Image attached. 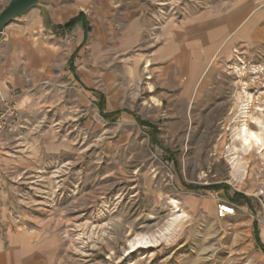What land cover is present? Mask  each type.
Masks as SVG:
<instances>
[{"label": "rangeland", "instance_id": "374dc122", "mask_svg": "<svg viewBox=\"0 0 264 264\" xmlns=\"http://www.w3.org/2000/svg\"><path fill=\"white\" fill-rule=\"evenodd\" d=\"M177 5L151 9L164 19ZM83 49L74 69L17 91L19 125L0 139V258L264 264V145L246 152L235 138L246 124L264 142V36L215 57L183 112L151 106L146 74L123 71L120 55L92 71ZM218 201L235 214L218 217Z\"/></svg>", "mask_w": 264, "mask_h": 264}, {"label": "crops", "instance_id": "0c3cea01", "mask_svg": "<svg viewBox=\"0 0 264 264\" xmlns=\"http://www.w3.org/2000/svg\"><path fill=\"white\" fill-rule=\"evenodd\" d=\"M9 1L0 0V11ZM161 1L39 0L51 31L38 7L7 23L0 34V87L6 94L28 93L50 74L64 72L66 63L74 69L86 48L89 70H97L98 59L118 54L123 71L146 74L151 106L181 105L183 112L195 103L215 57L248 50L263 39L264 0H169L179 3L177 15L164 19L151 9ZM76 16L78 22L63 29ZM15 262L0 258V264Z\"/></svg>", "mask_w": 264, "mask_h": 264}, {"label": "built area", "instance_id": "2783aa9c", "mask_svg": "<svg viewBox=\"0 0 264 264\" xmlns=\"http://www.w3.org/2000/svg\"><path fill=\"white\" fill-rule=\"evenodd\" d=\"M17 95L16 90H10L6 94L0 87V139L4 132H12L19 125L20 106ZM216 213L220 218L234 215V205L227 201H218Z\"/></svg>", "mask_w": 264, "mask_h": 264}, {"label": "water", "instance_id": "95a60500", "mask_svg": "<svg viewBox=\"0 0 264 264\" xmlns=\"http://www.w3.org/2000/svg\"><path fill=\"white\" fill-rule=\"evenodd\" d=\"M32 7H38L40 9L44 24L46 28L51 31V22L48 12L46 8L39 3V0H10L0 11V34L9 21L22 15Z\"/></svg>", "mask_w": 264, "mask_h": 264}, {"label": "bare ground", "instance_id": "6f19581e", "mask_svg": "<svg viewBox=\"0 0 264 264\" xmlns=\"http://www.w3.org/2000/svg\"><path fill=\"white\" fill-rule=\"evenodd\" d=\"M253 134H255V138L253 137ZM261 137H262L261 131L250 130L246 127V124L243 125L241 124L239 130L237 131V133H235V138L240 140L241 147L246 152L250 151L254 145H259V148H262L264 142L261 141ZM233 167H236V163H233ZM150 241L152 240H147L145 237H142L136 240L133 243L132 247H135L134 246L135 244H139V243L147 244Z\"/></svg>", "mask_w": 264, "mask_h": 264}, {"label": "trees", "instance_id": "16d2710c", "mask_svg": "<svg viewBox=\"0 0 264 264\" xmlns=\"http://www.w3.org/2000/svg\"><path fill=\"white\" fill-rule=\"evenodd\" d=\"M79 20V16H76L72 19H70L69 21H67L65 24H63V29H70L72 28ZM86 31H87V27H86ZM100 108H102V104L100 103ZM115 114H117V112L114 113H103V116L108 119V120H112L115 118ZM138 123L142 126L145 127H151V129L149 131H147L148 136H150V138H152L153 141H156V135L158 133V129L156 126L151 125L149 122H146L144 120H139ZM221 187H225L224 184H214V186L212 188H221ZM192 188V187H191ZM240 197H243L244 200L247 202V198H245V196L241 195ZM256 240H258V237L256 235ZM264 249V248H263Z\"/></svg>", "mask_w": 264, "mask_h": 264}, {"label": "snow or ice", "instance_id": "6c2138e0", "mask_svg": "<svg viewBox=\"0 0 264 264\" xmlns=\"http://www.w3.org/2000/svg\"><path fill=\"white\" fill-rule=\"evenodd\" d=\"M253 137L255 138V134H253ZM247 142V141H246Z\"/></svg>", "mask_w": 264, "mask_h": 264}]
</instances>
